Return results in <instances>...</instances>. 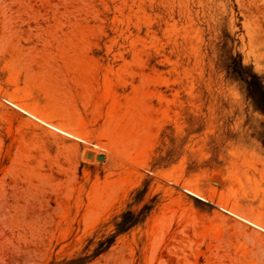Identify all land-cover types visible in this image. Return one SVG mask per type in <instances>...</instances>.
<instances>
[{"label": "rangeland", "instance_id": "374dc122", "mask_svg": "<svg viewBox=\"0 0 264 264\" xmlns=\"http://www.w3.org/2000/svg\"><path fill=\"white\" fill-rule=\"evenodd\" d=\"M251 73L264 0H0V264H264Z\"/></svg>", "mask_w": 264, "mask_h": 264}, {"label": "trees", "instance_id": "16d2710c", "mask_svg": "<svg viewBox=\"0 0 264 264\" xmlns=\"http://www.w3.org/2000/svg\"><path fill=\"white\" fill-rule=\"evenodd\" d=\"M240 75H241V78L247 83L251 97H253V95L255 94H258L261 97L262 102L264 103V87L262 83L260 82L258 76L254 73L249 74L248 77L243 76V74H240ZM148 210H150V207L145 206L144 209L138 215H136L132 211H127L124 214H122L121 220L116 225L117 227L116 234L113 237L107 239L106 242L103 243V248L97 250L95 252V256L98 257L104 252H106L113 245L115 239L118 236L128 232L131 228L142 223L144 221V218L147 216L146 212Z\"/></svg>", "mask_w": 264, "mask_h": 264}, {"label": "bare ground", "instance_id": "6f19581e", "mask_svg": "<svg viewBox=\"0 0 264 264\" xmlns=\"http://www.w3.org/2000/svg\"><path fill=\"white\" fill-rule=\"evenodd\" d=\"M50 127L53 128V129H55V130H57V131H59V132H61V133H63V134H65V135H67V136H70V137L76 138L74 135L69 134V133H67V132H64V131H62V130H60V129H58V128H55V127H53V126H50ZM226 211H227V210H226ZM232 214H233V213H232ZM244 221H246V222L252 224L253 226H255L256 228H259V229H261V230L264 231V228H263L262 226H260V225H258V224L251 223V222H249V221L246 220V219H244Z\"/></svg>", "mask_w": 264, "mask_h": 264}, {"label": "water", "instance_id": "95a60500", "mask_svg": "<svg viewBox=\"0 0 264 264\" xmlns=\"http://www.w3.org/2000/svg\"><path fill=\"white\" fill-rule=\"evenodd\" d=\"M98 159H99V160H103L104 157H103V156H99Z\"/></svg>", "mask_w": 264, "mask_h": 264}]
</instances>
